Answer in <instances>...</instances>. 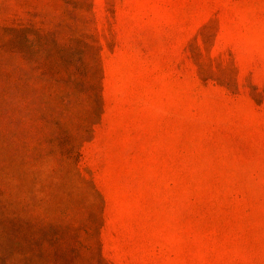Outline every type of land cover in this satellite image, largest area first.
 Here are the masks:
<instances>
[{
    "label": "rangeland",
    "instance_id": "374dc122",
    "mask_svg": "<svg viewBox=\"0 0 264 264\" xmlns=\"http://www.w3.org/2000/svg\"><path fill=\"white\" fill-rule=\"evenodd\" d=\"M0 264H264V0H0Z\"/></svg>",
    "mask_w": 264,
    "mask_h": 264
}]
</instances>
